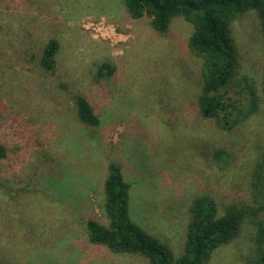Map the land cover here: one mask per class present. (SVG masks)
<instances>
[{"label":"rangeland","instance_id":"obj_1","mask_svg":"<svg viewBox=\"0 0 264 264\" xmlns=\"http://www.w3.org/2000/svg\"><path fill=\"white\" fill-rule=\"evenodd\" d=\"M231 29L238 68L229 90L246 104L237 80L246 75L259 99L246 117L230 107L226 127L199 112L201 59L188 47L192 25L182 17L159 33L122 0H0V264H148L89 241L85 222L106 223L109 161L129 183L132 219L176 255L194 197L213 199L218 214L231 204L259 205L264 34L253 10ZM50 39L59 49L48 70L39 59ZM104 61L113 72L98 77ZM76 95L93 107L96 127L77 119ZM261 215L245 216L205 264H250L252 219Z\"/></svg>","mask_w":264,"mask_h":264},{"label":"trees","instance_id":"obj_2","mask_svg":"<svg viewBox=\"0 0 264 264\" xmlns=\"http://www.w3.org/2000/svg\"><path fill=\"white\" fill-rule=\"evenodd\" d=\"M122 1L132 18L148 16L156 32H165L170 20L176 16L192 25L188 47L201 59L197 106L203 117L217 119L229 127L230 107L241 108L246 112L245 117L256 111L259 97L250 77L242 75L237 78L245 85L246 104L240 101V94L229 90L235 82L238 68L231 24L239 14L253 10L264 34V0ZM58 49L59 43L55 39H50L43 46L39 61L45 69L54 67ZM112 72V65L104 61L98 66L96 75L106 76ZM262 89L264 94V75ZM74 103L77 119L96 127L99 118L88 100L76 95ZM5 153V147L0 144V158ZM106 169L102 184L106 223L95 218L85 222L89 241L105 245L113 252L142 256L148 264H205L214 249L236 237L245 216H257V212L264 214V195L252 210L231 204L225 207L222 214H218L216 203L210 197H194L188 208L183 248L176 255L167 243L148 233L132 219L128 205L129 183L124 180L120 166L109 161ZM252 220L255 232L250 264H264V215Z\"/></svg>","mask_w":264,"mask_h":264}]
</instances>
